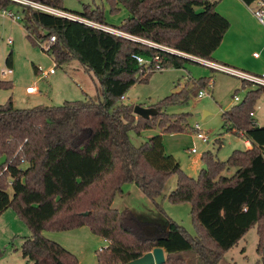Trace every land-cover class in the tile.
<instances>
[{"label": "trees", "instance_id": "obj_1", "mask_svg": "<svg viewBox=\"0 0 264 264\" xmlns=\"http://www.w3.org/2000/svg\"><path fill=\"white\" fill-rule=\"evenodd\" d=\"M34 1L107 25L99 6L73 12L64 0ZM219 1L110 0L112 11L118 10L119 3L128 10V17L115 28L146 41L139 42L18 1L0 0V11L18 8L32 43L56 36L44 51L57 66L77 58L95 74L102 89L97 100L88 96L61 105L18 109L10 97L0 104V215L13 208L29 226L31 235L22 244L23 257L29 262L79 264L74 253L43 231L87 225L108 240V246L98 251L99 264L126 263L155 247L164 248L165 264H218L264 219V126L252 115L263 87L250 90L242 102L222 114L224 129L247 138L252 147L234 150L225 161L205 152L207 169L198 178L182 170L163 142L165 132L186 130L188 113L167 119L162 109L186 102L189 90L154 104L158 113L149 118L136 115L135 105L122 100L134 84L147 82L154 71L182 68L190 60L167 49L213 60L231 26L216 10ZM242 1L250 6L255 0ZM134 55L150 63L140 64ZM6 62L13 64L12 54ZM209 81L200 84L205 88ZM0 88L12 89L13 82L0 79ZM155 126L163 133L139 145L132 141L131 131L141 134ZM232 167L236 170L228 176L225 172ZM173 174L178 175L177 186L168 198L175 204L191 203L196 235L172 219L166 229L142 221L130 208L113 206L125 184L133 183L162 211L157 199ZM262 260L264 264V252Z\"/></svg>", "mask_w": 264, "mask_h": 264}, {"label": "rangeland", "instance_id": "obj_2", "mask_svg": "<svg viewBox=\"0 0 264 264\" xmlns=\"http://www.w3.org/2000/svg\"><path fill=\"white\" fill-rule=\"evenodd\" d=\"M64 6L73 12H81L86 6L93 8L99 6L104 11L107 25L112 27H119L128 17V10L121 3L117 5L118 10L112 11L110 0H64ZM16 9L18 8L15 6L11 7L14 13H17ZM247 9V5L242 0H220L216 5V10L227 16L230 21L234 13L244 15ZM252 27L255 32L264 36V26L258 21L253 23ZM9 38L12 39V43L8 42ZM45 44L46 41L42 40L32 43L27 37L23 21L5 18L2 10L0 11V79L13 82L12 89L0 88V104L6 103L12 97L16 108L25 109L37 105H61L65 101L84 100L88 96L96 100L102 98L98 78L92 71H88L77 58L57 66L53 56L44 51ZM9 54H12L13 58L11 66L6 62ZM256 64L264 68V56L256 61ZM35 66L39 68L38 72ZM5 68H12L13 73L4 75L2 70ZM51 68L55 71L47 73ZM251 73L262 74V71ZM204 79H210L212 87L201 86L200 83ZM248 83H243L242 79L237 76L211 69L190 59L184 63L182 68L169 66L164 70L154 71L147 82L134 84L123 101L135 106L150 107L172 93L183 90L186 95L189 90L190 94L186 102L179 101L178 104L164 106L162 109L167 119L180 118L188 113L186 130L165 132L163 140L166 152L175 156L182 170L198 178L205 164L202 158L205 152L210 151L219 160L225 161L234 150H245V137L234 132H227L223 127L222 114L242 102L250 90L256 89V85ZM31 85L36 86L38 92L27 94L26 88ZM200 90L205 91L202 97L198 95ZM254 115L260 124H264V93L254 105ZM196 124H199L201 131L208 135V142L197 138ZM162 133V129L155 126L142 130L141 134L131 131L130 137L136 145H139L147 138ZM194 147L197 148V152H192ZM235 170V167H232L229 171L231 173L228 171L225 173L232 175ZM177 181L178 175H171L162 195L157 199L162 211L133 183L125 184L123 187V192L128 191L129 188V192H132L127 193L131 194L128 200L130 204L124 206L121 193L116 197L114 207L121 208V210L134 208L140 213L142 209L143 211L148 210L145 215L151 218H155V213L158 211L162 216L161 220L172 219L182 225L191 235H196L197 229L191 203L175 204L168 198L169 193L176 188ZM131 187L135 190L133 191ZM9 191H12L11 186ZM150 204L154 205L152 209L147 207ZM141 217L147 220L143 213ZM43 234L74 253L79 264H99L98 251L101 247L108 246V240L96 235L87 225L62 231L45 229ZM30 235L29 226L15 209L9 208L4 211L0 215V264H32L22 254L23 241ZM263 249L264 219L253 225L234 247L226 251L218 264H262Z\"/></svg>", "mask_w": 264, "mask_h": 264}, {"label": "crops", "instance_id": "obj_3", "mask_svg": "<svg viewBox=\"0 0 264 264\" xmlns=\"http://www.w3.org/2000/svg\"><path fill=\"white\" fill-rule=\"evenodd\" d=\"M247 8L248 9L245 11L244 15H238L237 13L233 14V19H231V21H230L231 26L228 29V31L226 32L222 43L213 53V60L216 62L225 64V65L237 68V69L248 71V72H254V71H262L263 72L264 68H260V65H257L256 61H258L259 59H261L264 56V41H263L264 36H262L259 32L257 33L254 31L252 25H253V23H256L258 20L256 21L257 18L254 16V14L251 10V7L247 5ZM222 15H224V14H222ZM225 17H227V16H225ZM261 25H263V24H261ZM263 35H264V30H263ZM255 120L259 126H264V124L259 123L258 119H255ZM163 142H164V140H163ZM244 145H245V149H250L252 147V143L247 138H245V140H244ZM164 146H165V144H164ZM229 173H231V172H229ZM229 173H226V174L231 175ZM131 188H133V191H134L136 189V186H135V189H134V187H131ZM129 190H130V188H129ZM129 190L124 191L121 194L123 199H124L123 200L124 206L126 204H130L128 200L130 199L129 196L131 194H127V193H132V192H129ZM119 195H117V196H119ZM113 206H114V203H113ZM147 207H151V209H152L154 207V205L150 204ZM119 209L121 210V208H119ZM130 209H132L134 211V213L142 221H146V222L153 221L151 223L158 224L159 226H161L163 228H166L167 225L169 224L168 219H165V218H164V220L160 219V217H162V216L159 215L160 213L158 211L157 212L155 211L156 217L151 218L148 215H145L148 212V210L143 211V209H142L141 213H140V212H137V210H135L134 208H130ZM142 213L145 216L144 218L147 220H144L141 217ZM160 223H162V224H160Z\"/></svg>", "mask_w": 264, "mask_h": 264}, {"label": "built area", "instance_id": "obj_4", "mask_svg": "<svg viewBox=\"0 0 264 264\" xmlns=\"http://www.w3.org/2000/svg\"><path fill=\"white\" fill-rule=\"evenodd\" d=\"M14 1H18V2H20L22 4L29 5V6L33 7L34 9H37V10H40V11H43V12H47V13H50V14H53V15H58V16H63V17H67V18H70V19H77V20H80V21H84V22H86L87 24H89L91 26H94V27H97V28H101V29H103L105 31H108V32H111V33H113L115 35L126 36V37H130L132 39H138L140 41H144V40H142V39H140L138 37H135V36H132V35H130L128 33H125V32H123V31H121V30H119V29H117L115 27H112V26H109V25L96 24L93 21L84 19V18L79 17V16H77L75 14H72V13H69V12H66V11H63V10H59V9H55V8L50 7V6H47V5L43 4L40 1H34V0H14ZM250 7H251V10H252L254 16L257 18V20L261 24L264 25V0H255L250 5ZM2 15L5 18L11 19L13 21L21 20V15L19 13H14L10 8L3 9L2 10ZM55 41H56V36H51L50 39L48 41H46L44 49L45 50L50 49L51 45ZM8 42L12 43V39H9ZM148 44L154 45V46H157V47H161L163 49H167L166 47L158 45V44H155V43H148ZM167 50H171V51H173L175 53L176 52L182 53V52H179V51H176V50H172V49H167ZM182 54L190 56L193 60H195L197 62H200V63L206 65L207 67H210L211 69H214V70H217V71H220V72H224V73H228V74L237 76V77L241 78L242 81H244L246 83L247 82L253 83L254 85H256V87H263L264 88V72H262V74H254V73H251V72H248V71H244V70H241V69H237V68H234V67H231V66L216 62L214 60L204 59V58H200V57H197V56H194V55H189V54H186V53H182ZM134 57L137 59V61L140 64H148V63H150V60L145 58V57H143V56L134 55ZM156 58L159 59V56H157ZM54 71H55V69L51 68L50 71L47 72V73H53ZM2 73L4 75L11 74V73H13V69L12 68H5V69L2 70ZM207 86L212 87V81L211 80L208 82ZM36 92H38V89H37L36 86L31 85V86H28L26 88V93L27 94H34ZM198 95L200 97H202L203 95H205V91L204 90H200ZM126 98H127L126 95L122 96V100H124ZM236 99L238 100V97H236ZM252 115L254 116V112L252 113ZM195 130L198 131L197 138L203 140L204 142H208V135L206 133H204L203 131H201V128H200L199 124H196ZM192 152H197V148L196 147L192 148ZM103 248L104 247H101L100 250H102Z\"/></svg>", "mask_w": 264, "mask_h": 264}, {"label": "water", "instance_id": "obj_5", "mask_svg": "<svg viewBox=\"0 0 264 264\" xmlns=\"http://www.w3.org/2000/svg\"><path fill=\"white\" fill-rule=\"evenodd\" d=\"M178 53V52H176ZM180 55H183L184 57H187L189 59H192L190 56L178 53ZM134 113L138 116L144 117V118H149L153 115H156L158 113V110L153 107H144L142 105H136L134 107ZM202 169H207V165L204 164ZM85 214H88L86 212ZM170 227V221L169 224L167 225L166 229H169ZM264 252V249H263ZM166 263V256H165V251L164 248L162 247H155L152 251L145 253L141 257H138L134 260H131L126 263H118V264H165Z\"/></svg>", "mask_w": 264, "mask_h": 264}]
</instances>
